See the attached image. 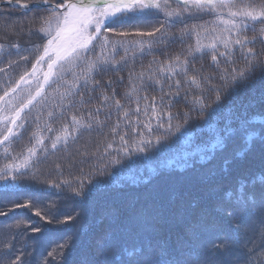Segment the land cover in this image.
Wrapping results in <instances>:
<instances>
[{
    "label": "trees",
    "instance_id": "trees-1",
    "mask_svg": "<svg viewBox=\"0 0 264 264\" xmlns=\"http://www.w3.org/2000/svg\"><path fill=\"white\" fill-rule=\"evenodd\" d=\"M5 2L8 0H0V95L6 87L14 86L40 55L45 38L36 29L41 28L48 18L45 14L33 20L31 12L25 14L22 9H13ZM159 2L161 11H167L163 8L164 0ZM235 3L236 6L249 4L261 8L260 0H235ZM172 4L175 10V0H172ZM158 18L150 16L142 20L123 21V26L130 28L135 24L149 30L152 26H159L155 23ZM205 19L210 22H200L202 29L197 30L199 37L193 32L183 37V44L161 40V45L167 46V56L149 53L147 41L142 55L139 46L128 49L127 54L123 49L113 53L109 46L103 55L93 56L84 62L76 61L61 72L50 87H46L40 103L28 114L29 124L18 129V135L10 138L8 143L0 145V170H3L13 157L24 154L27 148L43 140L38 148L39 155L33 157L26 173L18 175L16 186L13 188L0 183V212L8 211L15 204L33 202L32 208L19 207L8 211L7 216H0V264H11L17 256H21V264H43L48 252L55 245L63 243L66 236L73 234L75 245L69 260L90 259L94 254L95 242L106 235L119 245V256L148 257L152 249L147 246L143 235L127 236L124 226L115 221L117 214L145 211L151 216L162 210H176L178 214L198 216L205 204L212 211L218 198L234 201L239 195L241 179L245 184V201L249 211H258V205L248 201V196L253 190L264 187V159L260 153L259 136L253 135L249 141L247 133L264 131V79L241 85L228 97L237 111L247 109L251 121L247 133L242 134L228 150L223 151L219 145L214 147L215 138L208 126L194 119L190 126L160 144L153 142L146 151L123 157L117 165L110 164L111 158L122 147L121 137L135 144L148 139L154 141V136H149L144 129L151 115V109L146 110L145 106L149 105L152 97L157 98V117L161 115V108L175 114L178 109L186 111L185 105H193L192 92L187 100L183 95L172 96L170 109L166 107L169 99L165 97L160 103L159 98L165 93L171 96L175 92V88H169L172 81L168 74L184 71L185 56L179 49L188 50L189 45L194 49L198 43L209 45L213 42L211 29L217 28L216 35H219V29L224 28L219 21L212 22L211 17ZM224 19H228L226 14L220 17V20ZM121 26L119 23L114 25L117 29ZM183 27L177 25L172 31H179ZM255 27L259 30L264 25L256 24ZM165 33L171 35L169 29H165ZM252 34L251 31L247 32L249 36ZM224 35L227 36L226 31ZM155 39L160 40V34ZM195 54L199 61L200 53ZM122 57L127 60L126 64ZM101 67L113 71L101 73ZM130 70L132 73L128 75ZM121 74L125 75V80L119 85V95L112 96V89L104 87L97 89L95 96L89 93L94 81ZM188 75L193 73L189 72ZM197 83H200L199 76ZM145 84L153 85L155 90L145 91ZM21 87L25 98L28 91L34 90V86ZM185 88L194 89L195 95L199 94L197 84L189 82ZM117 99L121 100L120 106L115 103ZM151 123L155 127L157 119L154 117ZM173 123L176 121L173 120ZM210 123L215 124L216 121ZM132 129L142 134H133ZM3 131L0 125V134ZM57 137L60 140L53 150L51 145ZM5 149L11 152V156L5 155ZM81 178L83 195L76 196L72 189L80 190ZM49 184H60L61 187L57 189ZM54 201L58 202L53 209L56 219L63 220L66 216L76 219L33 233V227L44 224L35 215V210L46 213ZM212 214L216 220L215 227L202 236V241L210 243L221 234L232 236V223L228 218L222 213L213 211ZM21 221L23 223L17 226ZM155 227L158 235L152 241L153 248L174 239L166 225ZM143 228V225L138 226L137 231L142 233ZM111 229H115V232H110ZM253 231L259 239L258 227H254ZM195 251L199 253L200 249ZM257 253H261L259 248ZM260 259H264V255H260ZM254 264H259V260Z\"/></svg>",
    "mask_w": 264,
    "mask_h": 264
},
{
    "label": "snow or ice",
    "instance_id": "snow-or-ice-1",
    "mask_svg": "<svg viewBox=\"0 0 264 264\" xmlns=\"http://www.w3.org/2000/svg\"><path fill=\"white\" fill-rule=\"evenodd\" d=\"M8 3L11 8L22 9L25 14L31 12L33 20H38L47 14L48 27H41L36 31L44 33L49 39L43 53L32 64L31 70L24 72L14 86L6 87L0 95V125L4 129L0 134V144L8 143L10 138L18 135V129L29 124L28 114L36 104L40 103L47 90L46 86L50 87L58 78L57 70L63 64L88 61L93 56L103 55L109 46L113 53L123 49L126 54L128 49L139 46L142 55L146 41L149 42L147 50L149 53L167 56L169 55L167 46H162L161 40H167L170 44L177 42L183 44V37L190 36L193 32L199 37L197 30L202 29L200 22L204 24L210 22L205 19L206 17L213 18L212 22L219 21L224 28L219 29V35H216L217 28L211 29L213 42L209 45L198 43L194 49L191 45L188 46V50L179 49L185 56L184 71L168 74L169 80L172 81L169 88H175V92L171 96L165 93L159 98L160 103H163L167 97L169 103L166 107L170 109L172 96L183 95L184 100H187L192 92L193 105H185L186 111L178 109L175 114L171 111L165 112L161 108V115L157 117V98L152 97L149 105L145 106L146 110L151 109V115L144 129L149 136H154V141L148 139L135 144L121 137L122 147L111 158L110 164L117 165L123 157L146 151L153 142L160 144L161 141L180 133L186 126H190L194 119L208 126L215 138L213 146L219 145L223 151L235 145L241 135L247 133L251 124L247 109L237 111L235 106H231L228 97L237 87L247 85L255 79H264V27L259 30L255 27L256 24L264 25V0H260L259 16L241 10L236 6L235 0H175V10L172 0H164L163 8L168 10L163 12L159 0H93L91 3L89 0H8ZM234 8L235 10H232ZM225 14L228 19L220 20ZM150 16L159 17L155 21L158 27L152 26L149 30H145L144 27L135 24L130 28L123 26L125 24L123 21L142 20ZM189 21L192 23L189 24ZM248 21L254 23L249 24ZM118 23L122 25L119 29L114 27ZM177 25L184 27L179 31H172ZM165 29H169L171 35L165 33ZM248 31L253 34L247 35ZM158 34L160 40L155 39ZM197 52L200 53L199 61L195 54ZM121 59L125 64L127 63L124 57ZM179 63L177 57V64ZM45 64L46 69L43 67ZM206 69L210 70L206 71ZM99 71L106 74L113 70L101 67ZM120 71L123 73V69ZM189 72L193 75H188ZM131 73L132 70L128 75ZM197 76L200 83H197ZM124 80L123 74L109 76L107 80H96L89 93L95 96L96 90L104 87L111 88V95L117 96L120 94L119 85ZM189 82L197 84L198 95H195L196 90L185 88V84ZM22 85L29 88L34 86V91H28L26 98L23 95ZM144 87L145 91L155 90L151 84H145ZM160 90L163 92L162 87ZM115 103L120 106L121 100L117 99ZM49 115L51 117L52 114ZM154 117L157 119L155 127L151 123ZM173 120L176 123H173ZM213 120L216 121L215 124L210 123ZM132 133L142 134L137 129H132ZM253 135L259 136L260 153L264 159V131L247 133V139L250 141ZM59 140L60 137H57L52 143L53 150L57 148ZM42 144L43 140H38L32 147L27 148L24 154L13 157L12 162L0 170V183L14 188L18 175L28 171L33 157L39 155L38 148ZM5 155L11 156V152L5 149ZM100 171H103V167ZM49 186L57 189L61 187L60 184H49ZM253 188L255 189L254 185ZM245 191V184L241 179L239 195L234 201L218 198L212 211L205 204L198 216L178 214L176 210H162L151 216L145 211L117 214L115 221L118 225L124 226L127 236L143 235L147 246L152 249L148 257L119 256V245L115 240L108 239L106 235L95 242L94 254L90 259L69 260L68 257L75 245L73 234L66 236L63 243L55 245L44 258L43 264H254L256 260H259V264H264V259H260V255H264V187L258 191L253 190L248 196V201L258 205V211H249L248 203L245 201ZM72 193L76 196L83 195V178H81L80 190L73 188ZM57 206L58 202L54 201L46 213L35 210V215L40 217L44 224L33 227L31 229L33 233H40L49 227H59L76 219L74 216H66L63 220L56 219L53 209ZM19 207L32 208L33 202L15 204L8 211H14ZM8 211L0 212V216H7ZM213 211L222 213L228 218L232 223L233 235L221 234L207 243L201 238L215 227ZM19 223L23 221L18 222L17 226ZM141 225L144 226L142 233L137 231V227ZM159 225H166L174 239L153 248L152 241L158 235L155 226ZM254 227L259 229V239L255 236ZM110 232H115V229H111ZM197 248L200 249L199 253L195 251ZM258 248L261 250L260 254L257 253ZM219 254L224 255L219 256ZM11 264H21V256H17Z\"/></svg>",
    "mask_w": 264,
    "mask_h": 264
},
{
    "label": "rangeland",
    "instance_id": "rangeland-1",
    "mask_svg": "<svg viewBox=\"0 0 264 264\" xmlns=\"http://www.w3.org/2000/svg\"><path fill=\"white\" fill-rule=\"evenodd\" d=\"M250 5L249 4H243V5H241V6H237L238 8H240L241 10H245V11H250V12H252L253 13V15H256V16H259V14H260V11H261V8H259V7H256V6H254V5H251V7H249ZM232 10H235V8L234 9H232ZM226 12H227V10H225ZM48 19V18H47ZM47 19L44 21V23H43V25H42V27H44V28H47ZM45 35V34H44ZM48 37L45 35V43H44V46L48 43ZM44 46H43V48H42V50H44ZM76 63V61H73V62H71V63H65V64H63L62 66H60L59 68H58V72H59V74L61 73V72H63L66 68H70L71 66H73L74 64ZM43 67L46 69V64L45 65H43ZM23 86V85H22ZM34 91V90H33Z\"/></svg>",
    "mask_w": 264,
    "mask_h": 264
},
{
    "label": "water",
    "instance_id": "water-1",
    "mask_svg": "<svg viewBox=\"0 0 264 264\" xmlns=\"http://www.w3.org/2000/svg\"><path fill=\"white\" fill-rule=\"evenodd\" d=\"M92 2H93V0H92ZM5 4H9L8 2H5ZM43 53V50L41 51V54ZM40 54V55H41ZM32 68V67H31ZM31 68L29 69V71L31 70Z\"/></svg>",
    "mask_w": 264,
    "mask_h": 264
},
{
    "label": "bare ground",
    "instance_id": "bare-ground-1",
    "mask_svg": "<svg viewBox=\"0 0 264 264\" xmlns=\"http://www.w3.org/2000/svg\"><path fill=\"white\" fill-rule=\"evenodd\" d=\"M89 2L91 3L92 2V0H89ZM47 27H48V25H47ZM48 39H49V37H48ZM48 41V40H47Z\"/></svg>",
    "mask_w": 264,
    "mask_h": 264
}]
</instances>
